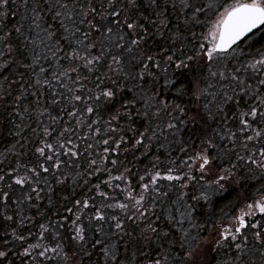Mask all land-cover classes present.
<instances>
[{"label":"snow or ice","instance_id":"1","mask_svg":"<svg viewBox=\"0 0 264 264\" xmlns=\"http://www.w3.org/2000/svg\"><path fill=\"white\" fill-rule=\"evenodd\" d=\"M0 264H264V0H0Z\"/></svg>","mask_w":264,"mask_h":264},{"label":"trees","instance_id":"2","mask_svg":"<svg viewBox=\"0 0 264 264\" xmlns=\"http://www.w3.org/2000/svg\"><path fill=\"white\" fill-rule=\"evenodd\" d=\"M256 38L259 39V35ZM245 47H246V45H245Z\"/></svg>","mask_w":264,"mask_h":264}]
</instances>
